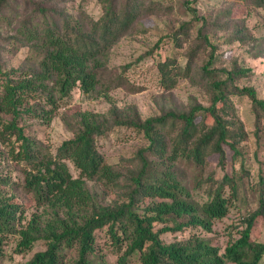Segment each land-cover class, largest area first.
<instances>
[{"label": "trees", "instance_id": "16d2710c", "mask_svg": "<svg viewBox=\"0 0 264 264\" xmlns=\"http://www.w3.org/2000/svg\"><path fill=\"white\" fill-rule=\"evenodd\" d=\"M172 1L164 6L160 0H99L102 15L94 19L83 9L74 15L35 0H0V25L6 23L10 28L6 44L26 47L39 59L37 67L28 70H9L0 61V146L4 149L0 161L11 160L21 165L24 173V183L19 185L0 172V264L11 241H15L18 255L33 252L37 243L45 245V251L35 253L25 264H100L97 233L107 227L116 253H122L119 264L132 260L138 264L263 263L264 242L253 239V228L264 218V174L252 187L261 192L259 208L243 220L240 238L224 253L203 234H211L215 223L230 214L238 200V184L251 173L243 168L222 179L212 174L203 181L202 176L214 157L224 169L226 148L236 158L241 155L239 145L248 140L235 97L251 101L254 136L259 147L264 142V99L255 88L238 85L252 76V70L237 63L231 70L218 67L220 57L216 58L217 47L210 39L213 32L232 33L226 45H252L260 50L259 57L264 56V41L247 27L253 9L264 13V0H233L247 9L236 21H230L231 11L209 21L200 17L195 7L199 0H186L181 6L191 20L182 22L147 52L157 57L160 88L172 91L181 81L190 80L204 89L208 106L191 98L184 109L164 110L147 119L134 105L121 108L111 103L107 113L79 111L64 120L74 138L64 141L54 153L31 139L21 125L25 117L50 124L76 89L90 100L98 93L109 97L110 91L127 88L132 65L124 68L120 78L106 81L110 52L125 37L141 32L138 24L142 19L173 14ZM199 25L198 39H193ZM2 39L0 29V43ZM169 39L175 52L163 59L157 51ZM190 41L194 44L182 66L177 56ZM202 49L209 59L199 68L196 61ZM128 89L135 92L133 86ZM117 129L134 132L146 146L110 165L98 142ZM255 158L258 160V153ZM185 165L198 171L193 177L194 188L209 184L207 200L202 203L181 174ZM88 182L103 186L105 193L113 192L116 199L107 203V195L91 190ZM16 188L32 197V205L17 201ZM29 207L37 212L27 220ZM188 230L193 233L186 239L164 240ZM72 252L75 257L68 263Z\"/></svg>", "mask_w": 264, "mask_h": 264}, {"label": "rangeland", "instance_id": "374dc122", "mask_svg": "<svg viewBox=\"0 0 264 264\" xmlns=\"http://www.w3.org/2000/svg\"><path fill=\"white\" fill-rule=\"evenodd\" d=\"M37 3L42 2L45 6H57L60 9H66L69 13L78 15V10L83 9L94 19H98L102 15V9L99 0H35ZM164 1V6H168L170 0ZM186 0H173L174 13L168 15H158L146 17L142 19L138 28L141 31L137 35H129L125 37L111 52L109 60L105 66L106 81L120 78L124 68L128 65L129 71L127 78L129 84L127 88L123 87L114 91H110L109 97H105L104 93H98L93 99H86L79 89H76L72 96L62 103L61 110L53 117L50 124L44 121L34 120L25 117L21 125L24 127L26 134L33 140L43 145L44 148L52 153L56 152L62 143L66 140L74 138V134L65 124L67 116L71 117L79 111H90L93 113H107L112 104L125 108L134 105L139 110L143 119L154 117L169 109H184L189 105L190 99L195 98L203 106L209 105L206 92L200 86L195 85L190 80L181 81L176 89L172 91H164L159 87L158 75L156 73L155 64L157 57L147 54L151 51L161 38L171 36L172 33L179 28L182 22L191 20L187 16L185 7H182ZM166 4V5H165ZM182 5V6H181ZM15 5H12L14 8ZM200 13V17L207 18L212 21L222 12L231 11L233 16L230 21H236L238 18L244 17L247 13L246 7L239 2L233 0H199L195 5ZM23 7L20 8V12ZM9 13V12H8ZM6 15V14H5ZM17 26V25H16ZM249 31L256 38L264 41V13L261 10L253 9L251 17L247 22ZM3 39L0 43V61L7 69H24L28 70L37 67L38 58L34 51L18 46L13 47L6 44L5 40L8 36L10 28L6 23L0 25ZM201 29L199 25L193 32V39H198V32ZM147 30L146 33H142ZM232 33L213 32L210 36L212 43L217 47L216 58L220 57L217 66L231 70L233 64L237 63L242 68H250L253 72L252 76L245 80H240V87H253L256 89L260 98L264 99V56L259 57V49H252V45L243 46L239 43L226 45ZM171 42V43H170ZM190 41L180 51L179 63L185 66L187 63L186 54L193 46ZM175 52L174 42L171 39L168 43L160 48L157 53L163 59ZM178 52V51H176ZM156 53V54H157ZM145 54V55H144ZM155 54V55H156ZM263 55V54H261ZM142 56L145 59L141 60ZM209 59L208 54L201 50L196 61V66L202 68ZM133 86V89H132ZM135 90L130 93L129 89ZM234 104L237 108L239 119L243 122L248 132V140L239 145L241 155L234 158L233 152L226 148L227 161L224 169L218 164L216 157L212 158L211 166L204 172L202 179L206 181L210 175L222 179L225 174L233 175L240 173L242 169L250 170L251 178L245 179L244 183H239L238 200L234 202L235 206L231 209L230 214L215 223L211 234H203V237L213 240L218 244L222 252L234 241L240 238L239 232L244 229L243 220L254 213L259 208L261 192L252 189L253 185L259 181V177L264 174V142L259 147L254 136L255 117L252 113L251 101L248 98L235 97ZM146 146V142L142 137H138L134 132L126 129H117L115 133L106 138H101L98 142V149L105 157L110 165L119 164L122 158H129L136 153L137 150ZM4 149L0 146V152ZM258 153V160L255 154ZM71 170L75 176L77 171L71 166ZM181 170V174L185 176V182L188 188L200 203L207 200L205 191L209 188V184L203 183L201 188H194L193 177L197 169L192 166L185 165ZM0 172L9 176L14 182L21 185L24 183V173L21 165L15 164L9 159L0 161ZM91 190L101 195H107V203L116 199L113 192H104L103 186L96 182H88ZM13 194L17 201L25 206L32 205L31 196H26L21 188H16ZM37 212L35 208L29 207L26 219H31L33 214ZM193 231L188 230L182 236H167L165 242H172L176 239H186L191 236ZM253 239L258 242H264V218H261L253 228ZM98 256L100 264H119V258L122 253L118 254L112 245L109 228L97 233ZM16 243L11 241L6 247V258L2 264H25L37 252L45 251L46 247L43 243H37L33 252L18 255L15 253ZM75 253H69L68 263L73 260ZM128 264H138L135 260L129 261ZM264 264V260L263 263Z\"/></svg>", "mask_w": 264, "mask_h": 264}]
</instances>
